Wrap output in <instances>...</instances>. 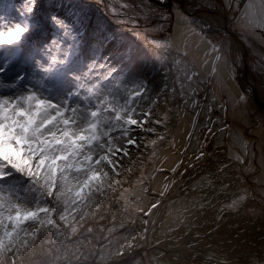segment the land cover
Instances as JSON below:
<instances>
[{
  "label": "rangeland",
  "instance_id": "obj_1",
  "mask_svg": "<svg viewBox=\"0 0 264 264\" xmlns=\"http://www.w3.org/2000/svg\"><path fill=\"white\" fill-rule=\"evenodd\" d=\"M107 1L0 0V262L37 261L51 221L77 264L143 247L120 264H185L148 247L232 214L230 230L264 222V113L249 92L264 99V0H187L206 17ZM136 185L127 201L142 211L124 200Z\"/></svg>",
  "mask_w": 264,
  "mask_h": 264
},
{
  "label": "bare ground",
  "instance_id": "obj_2",
  "mask_svg": "<svg viewBox=\"0 0 264 264\" xmlns=\"http://www.w3.org/2000/svg\"><path fill=\"white\" fill-rule=\"evenodd\" d=\"M134 1L137 2L136 4L140 9L152 15L164 12L167 9L166 6L171 9V6L168 4L161 5L153 0L149 1L154 3V5H151L146 0ZM178 1L183 7L190 11L193 10L186 5H190L193 1ZM107 2H110V0ZM221 7V15L223 14L222 17L220 16L222 18L221 25L223 26L224 31L227 33L226 28L228 26V21L224 14L226 11L222 5ZM204 13L205 12L203 11V14ZM206 15L212 19H215L216 17V15L213 14L211 16V13L209 12H207ZM217 21L219 20L217 19ZM235 42L239 46L234 43L232 44V56L239 67L240 74L245 79H247L246 74H250L252 80H254V71H251L252 68L245 74L243 48L237 41ZM238 47L241 49V54ZM249 61L250 59H248V64ZM255 74L264 80V75L259 74L258 72H255ZM254 86L255 85L253 83V85H251L252 93L256 92ZM263 88L261 89V87H259V91H264ZM261 95L264 96V93H261ZM262 102L264 103V99H262ZM231 216L232 217L228 220L222 218L219 221L216 220L210 222L209 224L199 225L196 227V229L189 231L187 234L178 238L177 240H161L153 247H148V251L158 255H171L176 257V259L183 261L185 264H213L212 262L203 258V255L207 254L208 252L217 253L227 258V261L224 263L215 264H259L251 257V255H257L260 259L264 258V222H261L260 218L251 219L252 221L250 223H240L235 229L230 230L226 227V224L237 218L236 214H232Z\"/></svg>",
  "mask_w": 264,
  "mask_h": 264
},
{
  "label": "trees",
  "instance_id": "obj_3",
  "mask_svg": "<svg viewBox=\"0 0 264 264\" xmlns=\"http://www.w3.org/2000/svg\"><path fill=\"white\" fill-rule=\"evenodd\" d=\"M82 6H84L85 9L89 11V8L87 7V5L83 4ZM78 20L82 21L81 16L78 17ZM138 185H141V184H138ZM138 185H136V187H133V186L128 187V189L125 191L126 194L124 196V200H126V202H128L127 199L129 198L130 194H132L135 191V188H137ZM128 205H131V206L134 205L133 207L136 206V208L139 211H142V209H144V206L139 202L138 203L128 202ZM61 222H65L68 229L72 231L69 223H67L64 220H61ZM52 234H59V236L56 240H51L50 236ZM41 237L45 239L44 241L46 242V244L43 243L40 246V248L34 249L36 250L38 260L37 261L35 260L36 262L35 261L32 262V261H24L22 259H19L20 263L24 264L27 262V264H71V263L77 264L81 259H84L82 252H78L79 250L74 252V250H72V248H74L75 246H73L74 244H72L71 241H68V238L65 237L64 231L63 229H61L60 223L56 221H51V224H46L45 228L42 229L41 231ZM27 250L31 252L34 251L30 249H25V250L21 249L20 252L27 251ZM23 254L24 253H21V255ZM0 264H13V263H12L11 258L7 256L6 259L0 262Z\"/></svg>",
  "mask_w": 264,
  "mask_h": 264
},
{
  "label": "water",
  "instance_id": "obj_4",
  "mask_svg": "<svg viewBox=\"0 0 264 264\" xmlns=\"http://www.w3.org/2000/svg\"><path fill=\"white\" fill-rule=\"evenodd\" d=\"M155 2H158L159 4L161 5H165V4H168L170 6H172V1L173 0H166V1H160V0H153ZM183 9L186 13H188L189 15H197V16H204L203 14V11L205 10H210L212 8H208V7H205V6H202L201 8H196V9H193V10H188L187 8L183 7L178 0H175ZM225 16H226V19L228 21V26L226 28V31L227 33L230 35V40H235L237 41L241 47L243 48V53H244V69H245V74L251 70V67L249 66L248 64V57L250 56V51L248 49V46L247 44L243 41V39L241 38V32H239L238 30H236L235 28L232 27V25L234 24V21L231 20L227 13L224 12ZM237 16V14H236ZM206 17V16H204ZM251 71H254L253 69ZM258 72V71H256ZM259 74H264L263 72H258ZM243 87V86H242ZM244 91H246V89L243 87ZM249 92L251 93V96L257 106V109L262 111L264 113V103L262 102V99L258 96V94L256 92L252 93L250 90ZM141 249H147V248H141ZM141 249H137L135 251H133L132 253L130 254H126V255H123L122 257L120 258H117L113 261H111L110 264H120L121 262H124V260H126L127 258H129L130 256H133L137 251L141 250Z\"/></svg>",
  "mask_w": 264,
  "mask_h": 264
}]
</instances>
